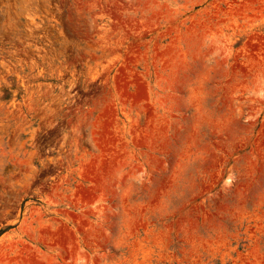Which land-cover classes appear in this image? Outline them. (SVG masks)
Masks as SVG:
<instances>
[{
    "label": "rangeland",
    "instance_id": "1",
    "mask_svg": "<svg viewBox=\"0 0 264 264\" xmlns=\"http://www.w3.org/2000/svg\"><path fill=\"white\" fill-rule=\"evenodd\" d=\"M0 264H264V0H0Z\"/></svg>",
    "mask_w": 264,
    "mask_h": 264
}]
</instances>
